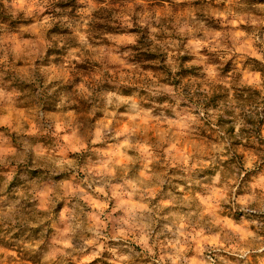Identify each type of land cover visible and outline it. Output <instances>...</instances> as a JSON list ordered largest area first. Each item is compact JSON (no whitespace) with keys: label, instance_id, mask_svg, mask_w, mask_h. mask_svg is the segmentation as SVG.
Returning a JSON list of instances; mask_svg holds the SVG:
<instances>
[{"label":"clouds","instance_id":"9594fccd","mask_svg":"<svg viewBox=\"0 0 264 264\" xmlns=\"http://www.w3.org/2000/svg\"><path fill=\"white\" fill-rule=\"evenodd\" d=\"M0 264H264V0H0Z\"/></svg>","mask_w":264,"mask_h":264}]
</instances>
